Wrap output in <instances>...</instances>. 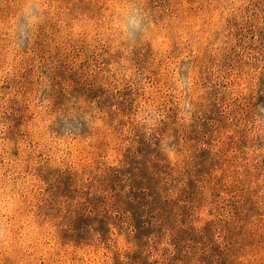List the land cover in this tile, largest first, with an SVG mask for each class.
Segmentation results:
<instances>
[{"label":"clouds","instance_id":"1","mask_svg":"<svg viewBox=\"0 0 264 264\" xmlns=\"http://www.w3.org/2000/svg\"><path fill=\"white\" fill-rule=\"evenodd\" d=\"M139 135L176 203L138 241ZM0 264H264V0H0Z\"/></svg>","mask_w":264,"mask_h":264},{"label":"rangeland","instance_id":"2","mask_svg":"<svg viewBox=\"0 0 264 264\" xmlns=\"http://www.w3.org/2000/svg\"><path fill=\"white\" fill-rule=\"evenodd\" d=\"M58 75L63 80L75 81V74L65 76L64 72H58ZM74 91L84 92V88L74 89ZM90 95H94L89 92ZM99 94L102 95V90ZM129 93L125 91L124 96ZM59 96H63V88L61 86ZM107 103V99L104 101ZM205 119L201 124V131L208 133L211 131L209 121L213 117L209 113H205ZM170 119L174 120V114L170 116ZM174 131V135H175ZM199 139L197 129L194 127L192 133L188 135V139L192 138ZM176 138L179 140L180 137L177 135ZM210 144V140L204 141ZM154 144L156 146H154ZM158 141H151L146 139L143 135H139L134 142V146L127 149L125 154V162L127 167L119 169L118 181H122L124 177H127V182H120V192H116V187L113 185L112 191L115 193V203L119 204L122 208L123 214L120 216L121 227L125 224L128 228L135 229L134 238L138 241L146 235H151L154 231L159 229L154 225V221L158 218H170L172 210L175 207L176 201H169L164 198V193L167 191L165 181L169 176L167 166L164 164L160 157V153L157 151ZM118 153L110 151L108 153V161L111 164H116ZM211 155L209 149L201 150V162ZM200 170L197 169V172ZM70 177L62 178V182L70 183ZM192 186V181H189ZM127 188L125 192L124 189ZM123 193V195H121ZM185 214L186 209H182ZM206 213V209L202 210L201 215ZM184 219H181V223ZM115 235V232L113 233ZM180 239H183L186 235L184 230H181L178 234ZM118 243L123 245V237H118ZM104 252V249L98 251H89L86 255H90L94 258H99Z\"/></svg>","mask_w":264,"mask_h":264}]
</instances>
